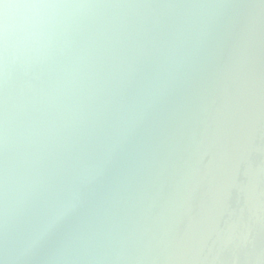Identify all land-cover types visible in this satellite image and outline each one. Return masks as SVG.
<instances>
[{"label": "bare ground", "instance_id": "obj_1", "mask_svg": "<svg viewBox=\"0 0 264 264\" xmlns=\"http://www.w3.org/2000/svg\"><path fill=\"white\" fill-rule=\"evenodd\" d=\"M0 264H264V0H0Z\"/></svg>", "mask_w": 264, "mask_h": 264}, {"label": "clouds", "instance_id": "obj_2", "mask_svg": "<svg viewBox=\"0 0 264 264\" xmlns=\"http://www.w3.org/2000/svg\"><path fill=\"white\" fill-rule=\"evenodd\" d=\"M4 15L22 18L18 42L21 52L25 56L44 47L57 24V13L42 5L34 6L27 13L6 10Z\"/></svg>", "mask_w": 264, "mask_h": 264}]
</instances>
